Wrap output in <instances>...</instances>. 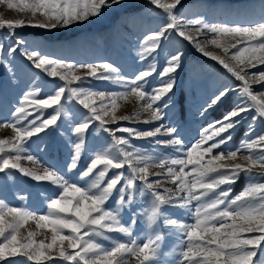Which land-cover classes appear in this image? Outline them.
I'll return each mask as SVG.
<instances>
[{"label": "snow or ice", "instance_id": "1", "mask_svg": "<svg viewBox=\"0 0 264 264\" xmlns=\"http://www.w3.org/2000/svg\"><path fill=\"white\" fill-rule=\"evenodd\" d=\"M119 3L120 0H20L17 7L28 15L14 21L0 19V29L12 37H16V29L23 27L66 29L90 22V18L101 16L105 9ZM148 3L161 10L165 23L144 38L140 57L147 59L170 33L175 34L240 82L234 88L220 89L202 107L201 114L233 92L237 102L222 120L210 122L198 140L185 146L178 129L164 123V110L171 102L174 74L182 67L183 52L170 55L159 72L161 77H168L167 81L149 92L147 78L155 72L154 67L129 80L110 63L74 64L38 50L25 51L23 55L36 69L62 83L43 98L39 88L29 90L18 101L12 118L0 123V128H10L14 133L0 139V173L11 178L15 170L33 181L47 182L55 191L45 198L47 211L43 214L0 199V264H128L131 258L136 264H164V237L157 230L161 226L174 230L170 234H179L180 242L173 249L177 264H264V171H253L264 170V134L241 141L235 149L227 147L249 112L254 111V115L245 136L251 134L258 119L264 121V70L251 71L264 65V16L248 25L213 23L203 16L185 17L181 12L183 0ZM8 7H13L11 0ZM37 15L42 19H35ZM23 43L17 37L6 50L0 44V63L4 62L5 51L14 54ZM238 44L244 46L237 47ZM208 45L221 49L224 55L208 51ZM230 48L236 51L229 54ZM90 77L122 82L125 91L106 93L85 87ZM129 97H135L138 110L131 115H117V102L128 101ZM69 104L82 108L81 118L76 119L73 109L66 108ZM48 109L52 111L45 115ZM141 113L148 114L140 122L152 125L150 129L141 131L121 125V121H137ZM62 116L72 121L70 128L76 137L67 172L75 170L79 182L70 180L67 172L49 167L41 171L22 164L23 160L37 163L33 155L27 154L26 145L32 137L59 127L57 122ZM93 128L107 134L111 143L94 150L87 166L80 169L86 136ZM132 138H153L157 145L172 148L180 155L143 153L131 144ZM241 154L246 163H225L236 161ZM152 168L159 170L152 172ZM242 174L248 182L232 195L231 185ZM174 209L185 210L193 222L172 218ZM142 219L151 229L143 243L134 235V227ZM29 222L35 224V230L22 233ZM41 230L50 232V237ZM113 233L127 239H118ZM38 235L44 238L37 239ZM17 257L22 259H14Z\"/></svg>", "mask_w": 264, "mask_h": 264}, {"label": "rangeland", "instance_id": "2", "mask_svg": "<svg viewBox=\"0 0 264 264\" xmlns=\"http://www.w3.org/2000/svg\"><path fill=\"white\" fill-rule=\"evenodd\" d=\"M8 2L9 0H0V19L14 21L24 19L28 15L26 11H20L17 7L20 5V0H11L12 8L8 7ZM183 3L184 8L181 9V12L185 17L203 16L213 23L248 25L259 21L264 16V0H183ZM35 19H42V17L37 15ZM164 23L161 10L150 5L148 0H120L119 4H114L105 9L101 16L90 18V22L73 25L66 29L49 31L23 27L16 29V37L10 36L7 30L0 29V44L4 45L5 50L14 45L17 37L25 42L19 45L16 53L11 55L7 51L3 53L4 62L0 63V123L12 118L18 101L29 90L39 88L40 98H43L51 92L56 84L62 83L58 78L49 77L45 72L36 69L23 55L25 51L38 50L49 57L74 64L110 63L119 70L121 76L129 80L140 71L154 67L155 72L147 78L146 87L149 92L167 81L168 77H161L159 72L166 66V61L170 55L179 51L184 53L182 67L174 74L176 83L173 92L170 94V105L164 110V123L175 126L184 145H191L200 138L202 129L206 128L210 122L222 120L232 110L238 97L235 92L229 94L226 99L209 108L203 115L201 114L202 107L206 106L220 89L225 86L234 88L240 82L235 81L215 61L204 57L182 38L171 33L167 39L161 42L156 53L147 59H142L140 50L144 38L160 29ZM191 34L196 35L195 32ZM259 39L257 38V41ZM257 41L251 43L254 44ZM232 42L234 41L229 40V43ZM241 46L244 45H237V47ZM207 50L221 56L224 55L221 49L212 45H208ZM235 51L236 49L230 48L229 54ZM244 55L249 54L245 53ZM258 70H264V65H258L257 68L251 69V71ZM98 71L103 72L102 69ZM77 74L82 75L83 73L78 72ZM84 86L106 93L125 91L123 83L114 79L97 80L90 77ZM256 90L254 86V91ZM117 103L119 104L117 115H131L139 107L135 97H129L128 101L120 100ZM69 107L73 109L76 119L81 118L80 113L83 110L79 105H66V108ZM51 111V109L46 110L45 115ZM147 115V113H141L135 122L121 121L120 123L122 126L137 130H148L152 125L140 122L146 119ZM252 115H254V111L249 112L247 119L236 127L233 138L227 145L228 148L235 149L240 146L241 141L255 139L258 135L264 134V121L258 119L253 124L251 134L245 136L249 124L252 123ZM71 122L70 119L62 116L57 122L59 127L53 126L46 133L32 137L26 145L27 154L33 155L37 163L32 164L23 160L22 164L41 171L44 167H49L66 173L73 152V142L76 140L70 128ZM13 135L14 133L10 128H0V139L9 138ZM118 135L126 136L127 134L118 133ZM159 138L165 139L166 137ZM130 142L136 149L149 155L165 157L180 155L172 148L157 145L153 138H132ZM110 143L107 134H101L93 128L86 136L79 168L83 169L87 166L94 150H99ZM242 156L243 154L236 161H225V163L229 165L236 162L246 163ZM158 170L157 168L150 169L152 172ZM253 171L260 173L264 170L256 168ZM67 177L74 182H79L75 170L67 172ZM247 182V178L242 174L238 181L231 185L232 195L238 194ZM261 182H264V178H261ZM168 186H172L170 182H168ZM54 191L47 182L33 181L23 177L15 170L12 171L11 178L0 173V199L11 206L27 207L43 214L47 211L45 198L51 197ZM136 210L139 211L140 209ZM172 212L174 213L172 218L185 223L193 222L192 216L183 209H174ZM27 229L35 230V224L29 222L24 229H21V232L25 233ZM157 230L164 237L162 245L164 264H177L178 256L173 249L180 242L177 238L179 234H170L174 230H169L165 226H161ZM41 231L50 237V232ZM150 232L151 229L143 222V219L134 227V235L139 237L141 243L145 241ZM111 235L121 240L127 239L122 234L113 233ZM41 238L44 237L42 235L37 236V239ZM103 243L107 246L109 242L103 241ZM128 264H136L135 259H129Z\"/></svg>", "mask_w": 264, "mask_h": 264}]
</instances>
